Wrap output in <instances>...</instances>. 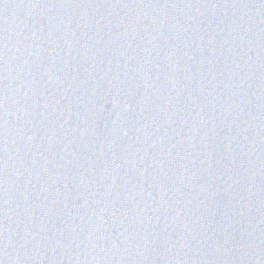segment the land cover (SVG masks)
Segmentation results:
<instances>
[{"label": "water", "instance_id": "1", "mask_svg": "<svg viewBox=\"0 0 264 264\" xmlns=\"http://www.w3.org/2000/svg\"><path fill=\"white\" fill-rule=\"evenodd\" d=\"M0 264H264V0H0Z\"/></svg>", "mask_w": 264, "mask_h": 264}]
</instances>
